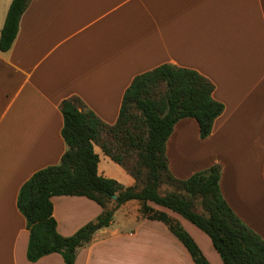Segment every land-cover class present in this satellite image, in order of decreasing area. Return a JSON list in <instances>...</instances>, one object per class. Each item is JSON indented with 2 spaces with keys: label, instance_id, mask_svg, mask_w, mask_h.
I'll list each match as a JSON object with an SVG mask.
<instances>
[{
  "label": "crops",
  "instance_id": "obj_1",
  "mask_svg": "<svg viewBox=\"0 0 264 264\" xmlns=\"http://www.w3.org/2000/svg\"><path fill=\"white\" fill-rule=\"evenodd\" d=\"M12 1L0 0V37ZM164 64L209 79L225 108L207 139L195 119L175 125L166 144L171 174L187 180L220 166L223 197L264 240V0H31L12 48L0 51V264H66L58 253L29 261L30 232L17 205L21 187L68 149L62 102L77 98L113 126L134 78ZM94 148L100 175L135 185ZM52 203L64 237L103 212L86 197ZM150 206L176 219L211 264H224L192 223ZM140 208L137 200L122 205L78 250L75 264H196L167 226L143 218Z\"/></svg>",
  "mask_w": 264,
  "mask_h": 264
},
{
  "label": "trees",
  "instance_id": "obj_2",
  "mask_svg": "<svg viewBox=\"0 0 264 264\" xmlns=\"http://www.w3.org/2000/svg\"><path fill=\"white\" fill-rule=\"evenodd\" d=\"M30 3L12 1L1 32L0 51L12 48ZM214 90V84L199 72L164 64L134 78L113 126L79 99L63 101L62 135L68 149L58 165L36 172L18 195L17 205L30 232L29 261L58 253L66 264H75L78 250L93 241L90 230L109 227L122 205L137 200L142 217L164 223L196 264L211 263L176 219L150 203L177 213L203 231L224 264H264V240L235 214L222 195L221 167L214 165L187 180L175 178L168 167L166 144L179 121L195 119L201 139L212 134L225 109L214 99ZM95 145L135 179L134 186L126 187L99 174ZM164 186L172 191L163 193ZM56 196L86 197L103 212L95 223L64 237L58 233L54 217L52 198Z\"/></svg>",
  "mask_w": 264,
  "mask_h": 264
},
{
  "label": "rangeland",
  "instance_id": "obj_3",
  "mask_svg": "<svg viewBox=\"0 0 264 264\" xmlns=\"http://www.w3.org/2000/svg\"><path fill=\"white\" fill-rule=\"evenodd\" d=\"M107 138V137H106ZM107 139H109L110 140V138H107ZM98 149V151H99V153H101L102 154V150L100 149V148H97ZM107 162H109L110 163V165H111V167L114 169V170H116V171H122V169H121V167H119L117 164H115L114 162H112V161H110V160H108ZM127 163H129L130 165H132V163L131 162H127ZM102 165H103V163H102ZM114 180H116V179H114ZM117 181V180H116ZM170 191H172V188H169V187H167V186H164L163 188H162V192L163 193H165V192H170ZM188 222V221H187ZM188 223H190V222H188ZM191 226H193V228L195 229V230H197L198 232H200V234H201V236H204V238H207L208 240H210L209 239V237L203 232V231H201L199 228H197V227H195L194 225H192L191 224ZM196 235V234H195ZM196 238H197V240L199 241V243L201 244V246L203 247V249L206 251V254L207 255H209V257H210V252H209V243H207V242H205L200 236H195ZM211 242V241H210ZM210 246H211V248H213L212 247V243H210ZM218 254V253H217ZM219 257H220V255H219Z\"/></svg>",
  "mask_w": 264,
  "mask_h": 264
},
{
  "label": "water",
  "instance_id": "obj_4",
  "mask_svg": "<svg viewBox=\"0 0 264 264\" xmlns=\"http://www.w3.org/2000/svg\"><path fill=\"white\" fill-rule=\"evenodd\" d=\"M113 199L116 200V196H113ZM98 230H99V227H98V226H94V227L90 230V232H91V233H95V232L98 231Z\"/></svg>",
  "mask_w": 264,
  "mask_h": 264
}]
</instances>
